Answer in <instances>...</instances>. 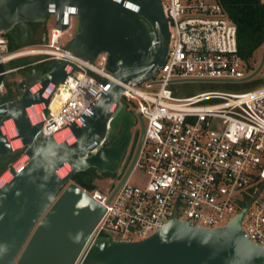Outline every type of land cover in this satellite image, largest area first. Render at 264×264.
Returning a JSON list of instances; mask_svg holds the SVG:
<instances>
[{
	"label": "built area",
	"instance_id": "built-area-1",
	"mask_svg": "<svg viewBox=\"0 0 264 264\" xmlns=\"http://www.w3.org/2000/svg\"><path fill=\"white\" fill-rule=\"evenodd\" d=\"M160 2L169 36L166 57L149 79L120 83L126 110L143 122L141 147L119 184L123 174L117 171L115 184L112 178L103 190L83 189L104 210L73 264L99 238L140 240L171 219L222 227L242 208L241 230L264 249V85L187 93L184 83L249 79L254 63L239 56L236 25L215 0ZM71 17L63 31L53 23L45 43L12 51L0 30L2 63L29 55L68 63L65 78L45 92L46 115L40 111L41 132L53 139L61 130L70 133L69 124L80 123L114 80L105 69L106 53L88 61L64 48L73 35ZM134 168L145 175L141 185L128 181Z\"/></svg>",
	"mask_w": 264,
	"mask_h": 264
},
{
	"label": "water",
	"instance_id": "water-1",
	"mask_svg": "<svg viewBox=\"0 0 264 264\" xmlns=\"http://www.w3.org/2000/svg\"><path fill=\"white\" fill-rule=\"evenodd\" d=\"M49 16L59 31L74 17L77 30L64 48L88 61L106 53L105 69L114 80L107 81L80 123L69 124L70 141L44 136L42 122H34L27 112L39 103L46 115L45 92L65 78L66 61H50L41 74L34 69L19 81L18 97L0 95V167L5 164L9 172L0 183V264H73L104 209L72 177L89 168L102 174L122 171L124 143L119 140L133 114L121 101L120 83L137 85L149 79L167 54L169 36L160 0H0V30L11 33L17 27L22 39L28 23ZM263 57L264 46L248 77L259 70ZM41 59L29 55L0 62V85L8 72ZM5 120L16 129L9 140L23 139L9 150L2 131ZM18 153L26 158L14 167L9 156ZM245 211L222 227L200 228L171 219L140 240L99 238L88 244L79 264H264V249L241 230Z\"/></svg>",
	"mask_w": 264,
	"mask_h": 264
},
{
	"label": "trees",
	"instance_id": "trees-1",
	"mask_svg": "<svg viewBox=\"0 0 264 264\" xmlns=\"http://www.w3.org/2000/svg\"><path fill=\"white\" fill-rule=\"evenodd\" d=\"M220 4L227 17L236 25L237 48L239 56L246 62L254 63L255 55L264 46V1L262 0H215ZM31 29L41 26L42 22L28 23ZM8 51L15 50L24 45L42 43L44 39H31L19 42L6 33ZM185 84V83H184ZM15 156H12L11 162ZM4 166L0 167L2 170ZM108 173H98L94 168H89L73 175L72 181L80 188L90 191L95 188L97 178L110 176Z\"/></svg>",
	"mask_w": 264,
	"mask_h": 264
},
{
	"label": "rangeland",
	"instance_id": "rangeland-1",
	"mask_svg": "<svg viewBox=\"0 0 264 264\" xmlns=\"http://www.w3.org/2000/svg\"><path fill=\"white\" fill-rule=\"evenodd\" d=\"M262 1H264V0H262ZM42 23H43V26H44L45 31H46V35H45L44 41L42 43H45L47 41L49 29L52 27V25L54 23V19H53L52 16H49ZM76 30H77L76 19L74 17H71V28H70V31H71L72 34H74V32ZM64 37H65V35L62 36L61 40H64ZM37 44H41V43H37ZM260 52H261V49H259V51L255 55V61H254V64H253L254 69L256 67L254 65L259 60ZM13 78L15 80L19 79V77L17 75L13 76V74H9V75H7L6 77L3 78V82L2 83L7 84V82H9V80L13 79ZM9 84H12V83H9ZM261 85H264V57H263V61H262L260 69L254 75H252L251 78L246 79V80L226 81V82H201V83H185V84H182V86L185 88L186 92L189 93V94L197 92V91H201V90H210V89L225 90V91H230V92H242V91H247V90L253 89V88L261 86ZM36 87H38L37 84L33 85L30 89L34 90ZM152 88L156 89V85H153ZM35 106L36 107H41V105L39 103L32 104L29 107H30V109H32ZM29 112H31V111H29ZM10 121L11 120H5L6 124L5 125L3 124V127H6L7 124H9L8 122H10ZM36 121H39V120H34V122H36ZM2 131L5 134V137L7 139V143H6L7 150L15 148V147L23 144V141L18 142L19 138L18 139L9 140V138L12 135H14L16 133V131L15 132L13 131V132L9 133L8 130L5 129V128L2 129ZM71 140H72V137H71ZM14 141H17V144H14L12 146L11 143L14 142ZM8 142L10 143L11 146L8 145ZM25 158H26V156L24 154L19 153V155H17L11 161V164L14 167H18L20 165V163ZM2 166H4V168L1 170L0 180L3 182L4 176L6 174H8V177H9V172L7 171V167H6L5 164L2 165ZM112 178H114V183L113 184H115V180L118 178L116 175L104 176V177L95 179V181H94L95 188H97L99 190L105 189L106 187L109 186V183L112 181V180L110 181V179H112ZM144 180H145V175L142 172V170L139 169V168H134L132 170V172L130 173L129 177H128V181L131 184H134V185H141L144 182ZM1 181H0V183H2Z\"/></svg>",
	"mask_w": 264,
	"mask_h": 264
},
{
	"label": "flooded vegetation",
	"instance_id": "flooded-vegetation-1",
	"mask_svg": "<svg viewBox=\"0 0 264 264\" xmlns=\"http://www.w3.org/2000/svg\"><path fill=\"white\" fill-rule=\"evenodd\" d=\"M9 34H11L13 36V39L23 43V42H27L31 39H40V38L44 39L45 35H46V31H45V28L43 29L40 25L34 29H31L27 25V32H26V36L24 37V39L21 38L17 27H14L12 29L11 33H9ZM6 63H8V62H6ZM48 63L49 62H47L46 60L41 59V61H39L35 64L26 65V66H23V67H20V68H17V69H14V70L8 72L5 75V77L9 74H13V76L17 75L19 77V79L18 80H15L14 78L10 79L9 82H7V84L2 83L3 82V79H2L1 85H0V95L5 96V95L10 94L13 97H18L20 94V91L17 87L19 81H21L23 79L26 80V78L29 75L33 74L34 69L39 74L44 73L46 71ZM9 83H12V84H9ZM25 86H28V83H26V81H25ZM142 130H143L142 119L137 114H133V116L130 119V122L127 124L126 130H125L123 136L119 140V144L124 143V147L122 150V159L120 162V166L122 167V171H121L122 174H124L125 171H127L129 169V167L131 170V168L134 165V162L138 156V153H139V150L141 147V143H142ZM118 131H120V130H118ZM103 144L107 145V144H109V142H104ZM17 155H19V153L12 155V156L16 157ZM12 156H9V159Z\"/></svg>",
	"mask_w": 264,
	"mask_h": 264
},
{
	"label": "bare ground",
	"instance_id": "bare-ground-1",
	"mask_svg": "<svg viewBox=\"0 0 264 264\" xmlns=\"http://www.w3.org/2000/svg\"><path fill=\"white\" fill-rule=\"evenodd\" d=\"M29 111H31V112H29ZM27 112H28V114H29V116L31 117V119L34 121V120H40V118H41V114H40V107H34V108H32V109H30V107H27ZM9 124H7V126L6 127H3L2 129H7L8 130V132L10 133V132H15V127L12 125V122L10 121V122H8ZM6 124V122L4 123V125ZM54 137H55V140L57 141V142H59V141H62V140H71V134L67 131V130H61V131H59V132H57L55 135H54ZM20 141H23V139H19V141L18 142H20ZM14 144H17V141H14V142H12L11 143V145L13 146ZM8 145L9 146H11L10 145V143L8 142ZM8 177V174H6L5 176H4V179H3V181L4 180H6V178ZM1 181V180H0ZM2 182V181H1Z\"/></svg>",
	"mask_w": 264,
	"mask_h": 264
}]
</instances>
